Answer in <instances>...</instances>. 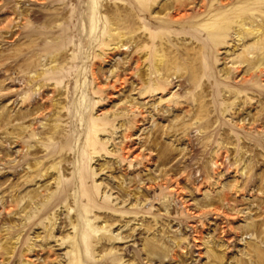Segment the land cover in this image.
I'll use <instances>...</instances> for the list:
<instances>
[{
    "label": "rangeland",
    "instance_id": "374dc122",
    "mask_svg": "<svg viewBox=\"0 0 264 264\" xmlns=\"http://www.w3.org/2000/svg\"><path fill=\"white\" fill-rule=\"evenodd\" d=\"M88 3L0 0V264H264V70L241 61L264 48L234 30L232 12L247 4V26L264 29V0H198L183 11L201 10L197 22L153 25L177 35L166 40L181 59L153 94L140 73L155 55L142 52L138 68L133 38L109 49L100 29L90 38ZM54 4L62 28L45 39L61 45L31 57L35 36L21 31L44 28L33 11ZM224 10L212 38L204 27ZM190 65L193 80L179 77Z\"/></svg>",
    "mask_w": 264,
    "mask_h": 264
},
{
    "label": "bare ground",
    "instance_id": "6f19581e",
    "mask_svg": "<svg viewBox=\"0 0 264 264\" xmlns=\"http://www.w3.org/2000/svg\"><path fill=\"white\" fill-rule=\"evenodd\" d=\"M50 1L56 2L58 0H50ZM233 1L234 0H211V5L212 3L216 5L218 2L219 3L217 5L218 8H224L229 3L231 2L233 3ZM192 2H198V0H127V1L89 0L88 4L92 6V4L94 3V6H93L92 14H90L89 16V18H91L92 28L89 30L88 34L90 38H94L96 37L97 32H99V29H100V31L103 32V34L101 38H97V37L96 38L100 41V45H102V47L108 46L107 49H109L111 45H113L112 48H121L122 46H126L127 42H125V40L126 39L129 40L133 38L136 41L137 47H138L136 54L133 56L134 60H136L138 64V68H140L142 64L141 63L143 61L142 56L144 54L145 56L148 53L151 55H155L154 63L152 61H151V64L147 63L150 68L147 66L148 68L145 69L146 72L143 74L140 73V76L142 77L140 92L143 94H153L156 91L161 92L162 91L161 89L163 87H166L168 84H171V81H169V77H170L169 72L172 69L176 70L178 68L177 66L178 63L181 60L179 58L180 53L173 54V50L169 48L170 44H168L166 40L170 38V36H173V38H177V35L167 32L166 30H164V28L160 30H156L155 32L151 31L150 29L153 25L170 27L172 25H175L176 23L185 24L188 21H191V23L197 22L198 19L202 15L201 10L197 11L193 17H188V18L186 15L187 13L183 12L184 9H186V7H189L190 6L189 4ZM112 4L115 6V8H112L113 6ZM209 4H210V0L208 1L201 0V3L199 4V6L200 8L205 7V9H208ZM152 7H153L152 12L153 11L157 12L161 9L162 11L166 9H170V10L166 13L164 17L158 16L157 18H155L153 17L152 12H150ZM53 8L54 9L62 8V5L57 6L54 4L52 6V11L50 12L45 11L43 8L33 11V14L35 15L36 19L38 20L42 19L43 20L42 22L46 23L44 28H41L40 26L25 24L24 29L22 31L20 30L21 34H24L27 36H35V38L31 40L28 47H26L33 52L31 54V57L32 55L34 57V55L38 54L37 50L41 48L40 46H42V48L46 50H49L53 47H57L61 45L59 43L56 44V43L49 42L45 39L47 35H52L59 28H62V26L52 27V24L50 21H52L53 16H54ZM248 10H249V7L247 4H239L232 8V12L237 13L235 21L237 22L239 26V27H236L234 30L239 35L242 34L243 37L249 34H255L256 36L258 35V38L256 40V43L258 45L257 49L258 48L263 49L264 48V41H263L264 29L259 24H257L256 26L254 25H250L249 27L247 26V24H251L252 22H254L253 19L249 20L250 12ZM209 11H212V10H209ZM226 12L227 10L220 11L216 14V15L220 14V16L218 17L211 16L208 18L209 26L204 27V28L206 32L212 38L216 36L218 32V29L214 31V29L212 28V25H214V23L222 22V28H220L221 35H223V33L225 32V29L228 26L227 23L230 21V20L229 21L227 20V16H224ZM25 14H29V13L22 11V15H25ZM148 17L150 19V22H148L147 24L145 23V25H143V22L146 21L144 19ZM66 20H67L66 22H68L71 19L70 17H68ZM10 25H11V22L5 24V27H10ZM102 25L103 27L100 28ZM14 32L15 31L11 30V35H13ZM190 32H195V31L190 30ZM150 40H154V42L157 43L158 46L156 48H153L152 45L147 44ZM21 49L23 51L25 50V47H22ZM22 51L20 54H18L17 58L19 57L25 61V58L27 56L25 57V54ZM142 52H144L143 55H141ZM104 53L106 56H108L107 51H104ZM187 54H189V52H187ZM8 57H12V56H8ZM27 59H30V58H27ZM241 59H242L241 61L248 60L252 68L257 67L258 69V67H260V71L264 70V67L262 66L264 64V51L262 52L258 51L257 55H254L252 57H249V56L243 57ZM34 61L35 63L30 61V62H27V64L29 66H35L37 64V61L36 60ZM25 63L23 64L25 65ZM153 68L155 71H158L160 73L158 78H154L152 76ZM187 68H188L187 71L184 70L182 73L178 74V76L188 78V80L192 81L193 73L195 72L196 69L193 65H190ZM36 72L37 74L34 76L35 78L38 77V74H42L41 71L39 72L36 71ZM95 78L96 79L99 78L98 72H96ZM119 79L123 82L124 81L123 79L125 78L120 77ZM43 84L44 83H42L41 85ZM136 103L137 102L133 103L132 105H135ZM5 117L8 120L7 124L12 122L11 120L12 118L10 114L8 115L7 113ZM259 118H263V116L261 115ZM57 125L55 124V126ZM26 128L27 126L25 124L17 123L14 126L12 125V127L9 129V132L12 134L15 133V135L19 137L21 134L25 132ZM21 184L22 183H20L19 185ZM38 194L39 192L37 191L31 192L30 197L35 198ZM23 199L24 197L19 198L18 204H20V202ZM0 247L5 249V251H9L8 247H6L4 244H0ZM158 250H159V247L157 246L153 247L154 253L155 252L158 253L159 252Z\"/></svg>",
    "mask_w": 264,
    "mask_h": 264
}]
</instances>
